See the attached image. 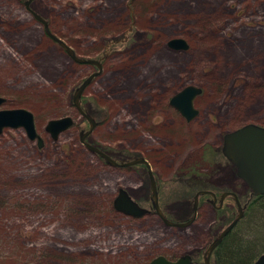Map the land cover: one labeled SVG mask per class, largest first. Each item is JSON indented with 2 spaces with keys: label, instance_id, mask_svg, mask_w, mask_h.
<instances>
[{
  "label": "rangeland",
  "instance_id": "obj_1",
  "mask_svg": "<svg viewBox=\"0 0 264 264\" xmlns=\"http://www.w3.org/2000/svg\"><path fill=\"white\" fill-rule=\"evenodd\" d=\"M26 1L0 0V109L32 112L43 142L23 128L0 133V264H148L191 250L202 261L237 215L233 197L218 208L200 195L189 226L166 225L139 164L109 165L81 143L88 123L73 93L98 70L46 29L75 57H102L80 98L99 121L85 140L117 161L145 155L164 216L185 222L191 212L177 213L191 210L197 190L247 201L221 146L226 132L264 127V0ZM172 38L185 48H169ZM188 85L201 92L186 122L169 98ZM63 116L73 123L53 139L46 123ZM120 188L149 211H117Z\"/></svg>",
  "mask_w": 264,
  "mask_h": 264
},
{
  "label": "water",
  "instance_id": "obj_2",
  "mask_svg": "<svg viewBox=\"0 0 264 264\" xmlns=\"http://www.w3.org/2000/svg\"><path fill=\"white\" fill-rule=\"evenodd\" d=\"M31 0L25 2L26 5L29 4ZM36 19L41 21L45 26V21L38 15L35 14ZM46 32L54 39L59 45L64 48V50L77 62H86L97 66L99 69L97 72L89 75L74 91L73 93V105L77 109L78 113L86 119L88 122V130L80 131V141L86 146L92 153L97 154L102 158L107 164L112 166H133L136 164H145L148 167V177L149 185L152 198V207L154 212L162 219V221L169 226H189L196 218V210L198 208V196L201 194H209L212 196V203L215 205L217 199L220 205L227 196H232L236 206L237 215L233 220L220 232L217 238H215L207 248L205 252V264H210L209 257L212 250L219 244L222 238L236 225V223L243 216L244 205L238 200L235 193L231 191H225L221 193L218 197L214 192L209 190H199L194 195L193 201V215L192 217L181 223H175L168 220L164 213L162 212L159 201H158V191L155 181V176L149 167L148 162L142 158L137 157L128 161H117L110 155L106 154L104 151L100 150L98 147L90 144L85 140L86 136L96 125L95 120L92 116L86 113L80 104V98L84 88L91 81L93 76L100 72L101 66L98 60L95 59H79L74 56L70 47H68L62 40L52 35L47 29ZM169 48L178 50L185 48V42L179 38H172L167 43ZM201 92V89L188 85L183 87L181 90L176 92L170 99V105L173 106L187 121H191L196 117L198 110L194 107V99ZM4 102V98L0 97V105ZM73 120L69 116H63L55 119H50L47 121L45 130L50 134L53 139H56L58 134L66 130L71 126ZM4 128H23L26 136L31 141H36L37 145L40 147L42 145V138L36 130L35 120L32 112L25 108H14V109H0V133ZM223 156L228 162H230L235 167L236 176L241 179L245 185L249 188L251 195H263L264 194V127L249 123L243 125L233 131L226 132L223 136V145L221 148ZM114 208L128 216L135 218L141 217L146 214L147 209L143 208L134 200L126 189L120 188L118 194L114 199ZM191 257L189 254L182 255L177 260H169L163 255H158L153 258L149 264H191ZM253 264H264V253L261 254Z\"/></svg>",
  "mask_w": 264,
  "mask_h": 264
},
{
  "label": "trees",
  "instance_id": "obj_3",
  "mask_svg": "<svg viewBox=\"0 0 264 264\" xmlns=\"http://www.w3.org/2000/svg\"><path fill=\"white\" fill-rule=\"evenodd\" d=\"M198 176L200 175L198 174ZM196 179L193 178L192 182H196ZM201 196L208 198L210 195L203 194ZM246 200L243 217L215 249V264H252L257 257L264 253V194L251 195L249 190ZM186 208H181L177 214L183 216L185 212H191L190 216H192V208L188 211Z\"/></svg>",
  "mask_w": 264,
  "mask_h": 264
},
{
  "label": "flooded vegetation",
  "instance_id": "obj_4",
  "mask_svg": "<svg viewBox=\"0 0 264 264\" xmlns=\"http://www.w3.org/2000/svg\"><path fill=\"white\" fill-rule=\"evenodd\" d=\"M95 60H98L99 61V63H100V66H101V69H100V72H101V70H102V62H101V60H102V57H100L99 59H95ZM93 65V64H92ZM97 70H99L98 68H97V66H95V65H93ZM92 80V79H91ZM174 95V94H173ZM172 97V96H171ZM171 97L169 98V105H170V99H171ZM194 102V101H193ZM171 106V105H170ZM173 107V106H172ZM174 108V107H173ZM175 109V108H174ZM176 110V109H175ZM177 111V110H176ZM180 114V113H179ZM181 115V114H180ZM92 116V115H91ZM181 117H182V115H181ZM92 118L95 120V122H96V124H98L99 123V121H97L93 116H92ZM184 117H182V119H183ZM86 120V119H85ZM184 120L186 121V122H189V121H187L185 118H184ZM155 121V118L153 119V124L154 125H157V126H159L160 124H161V122L159 121H156V122H154ZM88 123V122H87ZM156 123V124H155ZM89 127V126H88ZM94 128V127H93ZM93 130V129H92ZM84 131H86V130H84ZM222 145H223V140H222ZM96 146V145H95ZM96 147H98V146H96ZM99 148V147H98ZM221 148H222V146H221ZM100 150H102L101 148H99ZM103 151V150H102ZM97 155V154H96ZM98 156V155H97ZM145 156V155H144ZM144 156L142 157V158H144ZM99 157V156H98ZM145 160H146V157L144 158ZM147 161V160H146ZM148 162V161H147ZM149 164V163H148ZM232 166H230V165ZM141 167H142V171L143 172H145L146 174H147V176H148V167L145 165V164H139ZM149 167H150V165H149ZM225 168H226V170L227 171H230V172H233V174L235 175V177L236 178H238L237 176H236V173H235V167L230 163V162H228V164L225 166ZM231 168H233V169H231ZM150 169H151V167H150ZM148 181H149V177H148ZM155 181H156V179H155ZM156 186H157V183H156ZM157 189H158V187H157ZM149 190H150V185H149ZM209 191H211V190H209ZM213 192V191H212ZM129 193V192H128ZM130 194V193H129ZM196 194V193H195ZM194 194V195H195ZM201 195H203V194H201ZM209 195V194H208ZM216 195V194H215ZM220 195V194H219ZM130 196L133 198V196L130 194ZM217 196V195H216ZM218 197V196H217ZM226 198V197H225ZM134 199V198H133ZM149 199L151 200V202H152V198H151V191H150V193H149ZM199 199H200V195L198 196V206H199ZM212 196L210 195V198H206V200L207 201H209L213 206H215L216 207V205H214L213 203H212ZM135 200V199H134ZM137 201V200H136ZM193 201H194V196H193ZM217 202H218V208H220V203H219V200L217 199ZM139 204V203H138ZM192 208H193V205H192ZM198 209V208H197ZM147 211H149V210H147ZM197 211V210H196ZM192 215H193V211H192ZM192 217V216H191ZM190 217V218H191ZM189 218V219H190ZM189 219H187V220H189ZM186 220V221H187ZM175 223H181V222H175ZM229 224V223H228ZM227 224V225H228ZM226 225V226H227ZM225 226V227H226ZM224 227V228H225ZM223 228V229H224ZM222 231V230H221ZM220 231V232H221ZM220 232L212 239V241L215 239V238H217L218 237V235L220 234ZM225 237V236H224ZM223 237V238H224ZM222 238V239H223ZM211 241V242H212ZM222 241V240H221ZM220 241V242H221ZM210 242V243H211ZM219 242V243H220ZM210 243L207 245V247L205 248V250H204V252H203V258H202V261H198V260H196L195 259V255H196V253H195V251L194 250H191V251H188V252H186V253H184V254H182V255H185V254H189L190 255V257H191V264H205V252H206V250H207V248L209 247V245H210ZM219 245V244H218ZM218 245L212 250V252H211V254H210V257H209V262H210V264H215V261H214V252H215V249L218 247ZM181 255V256H182ZM164 256V255H163ZM181 256H179V257H181ZM164 257H166L167 259H169V260H172V261H174V260H177L179 257H177V258H172V257H167V256H164ZM155 258V257H154ZM258 258V257H257ZM256 258V259H257ZM255 259V260H256ZM152 260V259H151ZM254 260V261H255ZM149 264V263H148ZM253 264V263H252Z\"/></svg>",
  "mask_w": 264,
  "mask_h": 264
}]
</instances>
